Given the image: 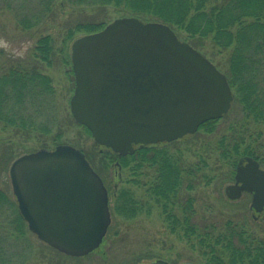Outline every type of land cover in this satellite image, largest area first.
<instances>
[{
    "label": "water",
    "instance_id": "95a60500",
    "mask_svg": "<svg viewBox=\"0 0 264 264\" xmlns=\"http://www.w3.org/2000/svg\"><path fill=\"white\" fill-rule=\"evenodd\" d=\"M70 61L72 118L119 157L135 145L194 134L226 115L233 101L226 76L160 22L115 19L74 39ZM8 173L19 213L40 241L70 256L100 245L110 224L108 194L80 150L57 145L23 154ZM244 192L251 194L250 209L264 212V169L251 157L239 160L234 182L224 188L230 200Z\"/></svg>",
    "mask_w": 264,
    "mask_h": 264
},
{
    "label": "trees",
    "instance_id": "16d2710c",
    "mask_svg": "<svg viewBox=\"0 0 264 264\" xmlns=\"http://www.w3.org/2000/svg\"><path fill=\"white\" fill-rule=\"evenodd\" d=\"M25 1L16 2L13 9L18 11L15 18L22 30L47 22L56 6L94 9L114 5L122 7L128 17L168 25L224 73L232 90L230 111L198 128L214 130L224 119L228 134L220 136L211 150L216 160L228 166L232 175L238 160L243 157L253 158L264 169V0H36L37 4H25ZM12 2L1 1L0 10H12ZM104 26L103 23L84 22L68 27L62 35L60 53L64 54L65 46L77 34L94 33ZM55 52L53 37L41 33L29 60L3 69L0 74V123L5 127L38 133L39 136L52 131L55 118L47 109L55 91L50 77L37 64L50 66ZM214 55L219 56L218 61L214 60ZM57 137L51 143H57ZM155 146H146L122 157L110 150L103 152L106 160L116 161L121 170L130 169L132 164L133 171L153 167L150 175H146L147 182L142 185L143 194L137 199L130 186L136 183L134 180H127V184L118 188L113 197L114 214L132 219L143 213L149 214L150 207L156 205L168 228L172 232L181 228L186 241L191 248L197 247L206 264H264V237L249 233L232 221L222 225L204 218L195 221L190 196L197 185L193 170L165 145ZM208 147L205 145V149ZM88 156L86 159L94 168ZM205 157L210 156L204 151L200 163L207 167ZM99 169L106 171L105 166ZM99 169L94 168L101 174ZM7 205L8 196L0 190V210ZM11 221L15 239L25 237L26 223L19 212H13ZM14 250L15 256L1 255L0 262L21 264L28 259V246L18 250L16 243Z\"/></svg>",
    "mask_w": 264,
    "mask_h": 264
},
{
    "label": "rangeland",
    "instance_id": "374dc122",
    "mask_svg": "<svg viewBox=\"0 0 264 264\" xmlns=\"http://www.w3.org/2000/svg\"><path fill=\"white\" fill-rule=\"evenodd\" d=\"M1 1L13 2L12 10L8 8L0 10V74L10 64H24L29 60L41 33L50 34L53 37L56 52L50 66L40 62L37 64L38 68L50 77L55 91L47 109L55 118L52 131L47 135L39 136L38 133L19 132L0 123V170L2 169L0 190L8 196L7 207L0 210V256L16 254L14 247L18 243V250L21 246H28L30 250L28 259L23 260L21 264H145L156 260H163L168 264H206L205 257L201 255L197 247L191 248L186 241L184 234L180 231L181 228H176L173 232L168 228L163 221L159 206L153 205L150 207L149 214L143 213L132 219H124L114 214L113 197L118 188L127 184V180H134L136 183L130 186L137 199L143 194L142 185L147 182L146 175H150L153 167L133 171L134 164H132L130 169L121 170L116 161L106 160L107 157L103 152L109 150L98 146L90 133L76 123L70 114L69 100L74 90L70 45L74 39L65 46L64 54H61L62 35L68 27L77 23L93 22L107 25L115 19L128 17L129 14L122 7L114 5L94 9L56 6L52 17L47 18V22L29 30H22L15 18L18 11L13 9L16 2L23 0ZM35 1L26 0L25 4H34ZM79 36L80 34H77V37ZM178 38L186 41L182 36ZM218 58L219 56H215L214 60L218 61ZM223 120L219 121L214 130L200 129L195 134L187 135L172 143L156 144L155 148L165 145L171 153L179 156L181 162L184 161L193 170L194 184L197 185L190 196L193 200L195 221L204 218L216 225L232 221L241 225L245 231L260 238L264 237V214L253 219V215L255 217L256 215L250 209L251 195L244 193L237 200H230L224 195V188L233 183L234 173L232 175L228 166L222 161H217L215 154L211 151L218 138L228 134L227 125ZM55 136H58L57 143H51ZM57 145H69L81 150L85 156L89 155L95 169L105 166L106 170L104 173V169H99L101 174L94 171L100 178L102 177L101 180L104 179L102 181L108 193L111 221L102 244L94 251V254L85 259H69L60 255L59 252L38 240L29 231L27 225L26 229L24 228L25 237L17 239L18 241L14 237L16 232L11 219L13 212L18 213V208L12 193L9 167L14 159L23 154L40 149L52 150ZM205 145L209 147L205 149ZM204 151L210 156L208 159L205 157L207 167L200 163ZM262 153L264 154V150ZM21 252L24 254V250ZM0 264L3 263L0 262Z\"/></svg>",
    "mask_w": 264,
    "mask_h": 264
},
{
    "label": "flooded vegetation",
    "instance_id": "af4514ba",
    "mask_svg": "<svg viewBox=\"0 0 264 264\" xmlns=\"http://www.w3.org/2000/svg\"><path fill=\"white\" fill-rule=\"evenodd\" d=\"M260 214H264V212H262V213H260ZM260 214H256V217L253 215V219H256ZM102 244V243H101ZM100 244V245H101ZM99 248V247H98ZM97 248V249H98ZM96 249V250H97ZM95 251V250H94ZM94 251L93 252H91V253H88V254H86V255H83V256H69V255H65V254H63V253H59L60 255H62V256H64V257H66V258H69V259H76V260H79V259H85V257H89L90 255H92V254H94Z\"/></svg>",
    "mask_w": 264,
    "mask_h": 264
}]
</instances>
